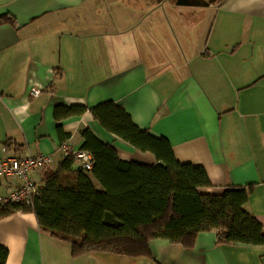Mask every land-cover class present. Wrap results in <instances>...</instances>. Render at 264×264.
<instances>
[{
	"label": "crops",
	"instance_id": "crops-1",
	"mask_svg": "<svg viewBox=\"0 0 264 264\" xmlns=\"http://www.w3.org/2000/svg\"><path fill=\"white\" fill-rule=\"evenodd\" d=\"M108 101L203 168L211 187L201 193L251 189L247 209L264 227V0H0V160L44 154L57 170L55 108ZM61 124L79 147L92 128L123 161L157 164L90 111ZM42 177L31 175L39 188ZM0 245L5 264H264V246L220 244L216 231L192 249L156 239L151 256L74 257L23 212L0 221Z\"/></svg>",
	"mask_w": 264,
	"mask_h": 264
},
{
	"label": "trees",
	"instance_id": "trees-1",
	"mask_svg": "<svg viewBox=\"0 0 264 264\" xmlns=\"http://www.w3.org/2000/svg\"><path fill=\"white\" fill-rule=\"evenodd\" d=\"M88 111L108 133L135 150L153 154L157 164L123 161L114 144L102 140L92 128L84 129L77 148L91 155L92 170L77 166L72 156L64 157L60 151L64 160L57 170L50 166L42 171L44 187L32 204L0 206V221L18 212L33 213L41 231L72 245L74 257L151 256L150 243L156 239L192 249L201 233L213 231L220 244L264 246V227L247 209L251 189L201 193L211 187L205 170L180 163L167 138L139 128L113 101L93 108L58 105L54 115L60 122L61 146L71 139L61 122ZM7 257L8 250L0 245V264Z\"/></svg>",
	"mask_w": 264,
	"mask_h": 264
},
{
	"label": "built area",
	"instance_id": "built-area-1",
	"mask_svg": "<svg viewBox=\"0 0 264 264\" xmlns=\"http://www.w3.org/2000/svg\"><path fill=\"white\" fill-rule=\"evenodd\" d=\"M39 91L32 90L31 96H37ZM77 143L70 139L59 148V152L64 157L72 156L76 165L83 169L92 170V157L88 153L78 150ZM54 158L49 155L26 154L19 157H7L0 160V187L3 183L11 184L15 181H22L15 188L11 189L8 194L0 193V206L6 207L11 204L31 205L34 196L39 191V186L31 178L32 174H39L52 166Z\"/></svg>",
	"mask_w": 264,
	"mask_h": 264
},
{
	"label": "rangeland",
	"instance_id": "rangeland-1",
	"mask_svg": "<svg viewBox=\"0 0 264 264\" xmlns=\"http://www.w3.org/2000/svg\"><path fill=\"white\" fill-rule=\"evenodd\" d=\"M210 1H218V0H210Z\"/></svg>",
	"mask_w": 264,
	"mask_h": 264
}]
</instances>
